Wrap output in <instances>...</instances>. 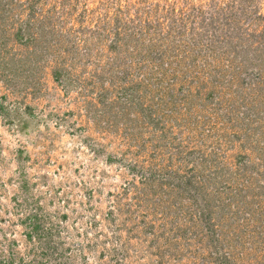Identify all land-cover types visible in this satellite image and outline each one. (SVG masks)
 <instances>
[{
  "label": "rangeland",
  "instance_id": "374dc122",
  "mask_svg": "<svg viewBox=\"0 0 264 264\" xmlns=\"http://www.w3.org/2000/svg\"><path fill=\"white\" fill-rule=\"evenodd\" d=\"M0 264H264V0H0Z\"/></svg>",
  "mask_w": 264,
  "mask_h": 264
}]
</instances>
